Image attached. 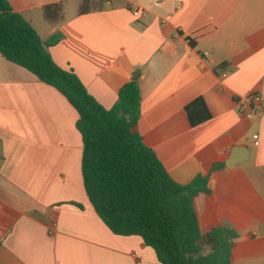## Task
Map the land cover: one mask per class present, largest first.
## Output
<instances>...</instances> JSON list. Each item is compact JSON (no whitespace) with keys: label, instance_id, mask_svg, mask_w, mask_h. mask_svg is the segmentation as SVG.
<instances>
[{"label":"crops","instance_id":"1","mask_svg":"<svg viewBox=\"0 0 264 264\" xmlns=\"http://www.w3.org/2000/svg\"><path fill=\"white\" fill-rule=\"evenodd\" d=\"M9 2L43 41L62 36L53 60L104 108L140 69L144 143L177 183L209 176L194 199L202 233L227 226L239 234L232 264H264V114L244 99H264V0H109L83 15L80 0ZM59 2L64 18L50 23L44 7ZM198 98L210 119L193 126L185 108ZM78 119L57 89L0 54V264H160L96 214Z\"/></svg>","mask_w":264,"mask_h":264},{"label":"trees","instance_id":"2","mask_svg":"<svg viewBox=\"0 0 264 264\" xmlns=\"http://www.w3.org/2000/svg\"><path fill=\"white\" fill-rule=\"evenodd\" d=\"M108 8L109 0H80L78 14ZM64 9L61 2L47 5L44 18L58 23ZM61 39L55 34L43 41L9 0H0V54L57 89L79 115L82 175L96 214L113 234L139 236L160 264H232L238 232L216 226L204 235L194 208L195 197L209 192V176L199 175L185 185L177 183L137 131L140 69L121 87L116 103L104 108L72 70L53 60L48 49ZM190 44L195 47L191 40ZM228 67L225 62L214 70L220 74ZM185 111L193 126L210 119L201 98ZM223 166L215 164L211 172Z\"/></svg>","mask_w":264,"mask_h":264},{"label":"built area","instance_id":"3","mask_svg":"<svg viewBox=\"0 0 264 264\" xmlns=\"http://www.w3.org/2000/svg\"><path fill=\"white\" fill-rule=\"evenodd\" d=\"M162 1V0H159ZM134 17H140V10H135L133 13ZM164 20L162 24H165ZM246 103L252 107V111L255 117H261L264 114V99L257 93H250L245 98ZM254 138H257L256 136Z\"/></svg>","mask_w":264,"mask_h":264}]
</instances>
